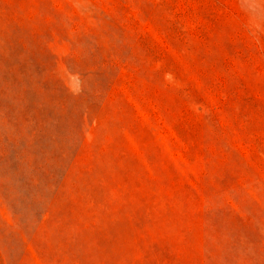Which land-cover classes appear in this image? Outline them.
<instances>
[{"label": "rangeland", "instance_id": "rangeland-1", "mask_svg": "<svg viewBox=\"0 0 264 264\" xmlns=\"http://www.w3.org/2000/svg\"><path fill=\"white\" fill-rule=\"evenodd\" d=\"M0 264H264V0H0Z\"/></svg>", "mask_w": 264, "mask_h": 264}]
</instances>
